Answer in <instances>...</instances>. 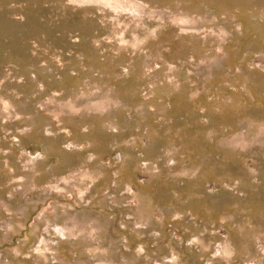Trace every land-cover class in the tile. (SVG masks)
<instances>
[{"label": "rangeland", "instance_id": "374dc122", "mask_svg": "<svg viewBox=\"0 0 264 264\" xmlns=\"http://www.w3.org/2000/svg\"><path fill=\"white\" fill-rule=\"evenodd\" d=\"M0 264H264V0H0Z\"/></svg>", "mask_w": 264, "mask_h": 264}]
</instances>
